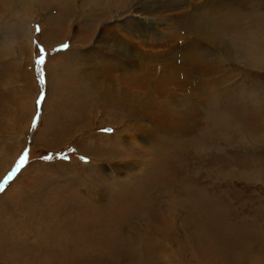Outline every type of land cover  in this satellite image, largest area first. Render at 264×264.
Returning <instances> with one entry per match:
<instances>
[{
    "label": "rangeland",
    "instance_id": "rangeland-1",
    "mask_svg": "<svg viewBox=\"0 0 264 264\" xmlns=\"http://www.w3.org/2000/svg\"><path fill=\"white\" fill-rule=\"evenodd\" d=\"M49 1L24 7L0 0V43L9 49L0 51V182L28 152L0 192V264H264V67L231 58L211 99L190 101L196 131L161 134L165 145L147 144L156 135L150 119L158 105L189 96V87H164L166 94L154 96L157 108L149 106L151 117L131 120L91 87L111 82L124 92L130 88L116 75L132 72L143 86L148 69L98 73L77 82L79 89L78 56L103 52L105 45L96 44L112 27L134 42L122 20L173 0ZM185 1L162 13L174 32L190 30L187 22L195 29L202 13ZM233 10L214 30L232 52L253 56L264 33V4ZM199 53L210 57L208 50ZM83 70L91 74L90 66ZM135 91L146 97L145 88ZM222 119L226 126L195 137Z\"/></svg>",
    "mask_w": 264,
    "mask_h": 264
},
{
    "label": "bare ground",
    "instance_id": "bare-ground-1",
    "mask_svg": "<svg viewBox=\"0 0 264 264\" xmlns=\"http://www.w3.org/2000/svg\"><path fill=\"white\" fill-rule=\"evenodd\" d=\"M17 1L20 2V4L24 7L31 6L33 4V0ZM41 2L46 3L50 1L41 0ZM115 2L117 1L115 0ZM260 2L264 4V0H245L244 2L243 0H186L185 2H182L184 3L182 5H185V8L190 11L192 10V12L201 10L202 13L197 14L198 22L196 23L197 26L195 29H193V27L191 28L190 22H187L188 29L190 30H187L185 33L174 32L171 30L172 25H169L166 21V18L163 16L165 13L162 15L166 7L171 5V7H174V5L175 8L176 6L178 7L180 5L178 0H173L172 3L161 1L159 7L156 9H141L140 12H138L139 16L133 17L135 19L137 17L136 21L132 19V16L138 13L130 16V20L125 17L124 21L122 20V24L120 23L122 25V30L126 32V35L136 39L134 42L123 39L119 36L120 34L117 35L112 27L110 29L104 30L100 36L101 41L96 44L97 47L105 45V47H103L105 48L103 52V49L101 52L90 50L91 53H88L87 55L86 52L81 58L79 57L81 53H78L80 65L78 68H80L82 72L75 77L76 84L79 85L80 83L78 84L77 82L80 80L85 78L90 79V77H93L98 73L101 74V76L103 75L104 77L109 78L111 74L116 75V73H112V70H120L119 67H145L148 69V77L144 79L145 83L143 86L142 82H140L141 79L138 78V75L134 77L133 73L131 72L132 74L130 73V75L122 74V76L119 77H117V75L115 76V78L125 81L130 88H127V90L124 92H122L120 88L115 87L111 82H107V85L105 86L100 83H93L92 86H94V88L91 87V89L97 91L101 95L100 97L104 98L110 107H117L118 109L120 108L121 111L123 113L125 112L130 118L135 117L134 114H137L138 116L145 117L146 119L147 115H150L151 117V114L154 113H148L150 112L149 106L151 102H154L152 103L153 105L156 104L154 109L157 108V103L155 102L154 96H160L162 94L164 95L166 92V88L163 89L164 87L173 85L180 91L183 86L189 87V96H187L185 93H183V95L178 94V92L177 94L180 96L168 98V101L164 103V105L166 104L165 106L158 105V110L155 112H159V114L156 118L152 117L150 119L148 117L151 122H153L154 129H152V132L153 134L156 132V135L153 139H151L152 136H148L151 140L147 141V144L155 143L159 146L165 145L166 142L162 141L161 134L178 135L177 133L181 131L194 130L191 129L192 125H189L192 122L191 118L194 113L192 102L190 101L193 98L200 99L201 96L207 100L211 99L209 95L213 90H215L218 81L221 80L220 73L223 72L222 69L227 65L228 62H230L231 58L239 60L242 63H246L252 67H264V33L260 35V39L258 41L253 43V45L257 46V50H255L253 53V56L248 57L232 52L230 48V42H228V40L223 35L218 34L214 30V24L220 28L221 23L226 16L224 14L225 11L228 10L235 13L233 10V7L235 6L243 8L249 5L253 6ZM120 6L121 5L119 4L117 9ZM182 14L183 13H179L180 16H182ZM142 15H145L146 17L143 18ZM10 28L11 27H9V29ZM28 31L24 33V36H28ZM29 36L30 38H33L34 34L31 32L29 33ZM27 44L29 45V43ZM231 47L234 48L233 45ZM1 50L3 52L9 53V49L5 47L4 44L0 43V51ZM207 50L210 51V57L208 56L209 59H203V56L199 52H206ZM233 50H235V48ZM142 52L159 55L153 58H147V56H145L147 54L144 55ZM216 55L220 57H217ZM118 56L124 58L122 60H117L119 58ZM125 59H128L127 61L129 62L127 63ZM102 63V67L106 69L105 73L102 69L98 68V65ZM86 66H90L91 74L90 72L83 70V68ZM156 67H159V70H157ZM134 71L135 70H133V72ZM138 72L136 71V73ZM205 83L210 85V87L205 86ZM148 85L152 91L147 87ZM82 87L80 86L78 88L82 89ZM95 87L100 91L95 89ZM137 87L139 90L140 88L141 90L145 88L146 97L140 95V92L138 93L135 91ZM91 89H84L83 91L89 92ZM131 89L132 91L130 92ZM170 102L173 105L172 107L168 104ZM175 102L177 103L175 104ZM185 104L186 107L184 110L180 108ZM131 120H133V118H131ZM216 122L217 121H209L206 126L207 128H199L198 130L201 133L199 135H195V137L197 139H202L206 134L208 138L209 134H212L211 130H214L215 127L227 125V122L223 119L219 121L220 123ZM192 140L193 139H191L190 142H192Z\"/></svg>",
    "mask_w": 264,
    "mask_h": 264
},
{
    "label": "snow or ice",
    "instance_id": "snow-or-ice-1",
    "mask_svg": "<svg viewBox=\"0 0 264 264\" xmlns=\"http://www.w3.org/2000/svg\"><path fill=\"white\" fill-rule=\"evenodd\" d=\"M37 31H39V29H37ZM63 47L67 48L68 46L64 45ZM40 53L41 55H40L39 60L37 61V64L42 65L44 63V55H43L44 49L43 48L40 49ZM40 83L42 85L45 83V79L42 73L40 76ZM43 98H44L43 93H41V97L37 100V111H39L40 104ZM34 124H35V121H34ZM27 157H28V152L27 150H25V152L21 155L19 162L16 164V167L12 170V172L8 175V177L3 182H0V192L4 191V185L7 184V182L11 180L13 176H15V174L23 167V165L25 164L27 160ZM45 159H50V157H46Z\"/></svg>",
    "mask_w": 264,
    "mask_h": 264
}]
</instances>
